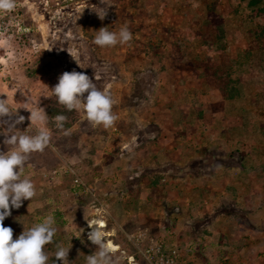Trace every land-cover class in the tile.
<instances>
[{"label":"rangeland","instance_id":"rangeland-1","mask_svg":"<svg viewBox=\"0 0 264 264\" xmlns=\"http://www.w3.org/2000/svg\"><path fill=\"white\" fill-rule=\"evenodd\" d=\"M251 1L17 0L11 12L0 13V20L9 25V31L0 34V99L7 100L12 115L17 112L13 122L24 117L16 134L35 136L46 126L51 137L43 152L29 155L21 171V179L34 183L36 195L19 209H11L4 220V226L13 229V240L52 216L57 231L44 248L47 264H62L55 261L57 245L70 248L69 264H86V256L96 246L86 234L91 220L79 222V217H105L111 210L99 189L110 186L115 192L111 195L118 198L127 193L114 187L119 174L124 183L138 171L130 166L140 158L129 154L142 145L134 135L144 129L130 125V108H144L139 115L143 121L163 123L167 108L162 112L161 107L158 116L155 109L152 115L148 110L152 104L159 109L154 104L157 98L161 104L180 103L169 108L175 122L183 114H195L191 126L195 132L186 137L184 131L170 129L168 144H179L178 149L190 158L188 165L200 173L199 178H186L212 186L200 196V220L182 222L173 239L141 230L129 239L137 248L145 242V248L163 244L167 253L177 249L180 264H264V0H255L263 9L260 16L254 14L257 8L250 6ZM124 25L133 35L129 44L100 48L93 43L100 28L118 33ZM72 71L88 75L98 90L110 95L112 112L121 111L126 121L120 124L121 137H106L111 128L94 127L82 110L69 112L56 103L50 90L64 72ZM155 81L164 89L160 94ZM167 81L175 83L173 90L161 85ZM232 88L237 92L229 97ZM39 107L47 115L46 125L31 124L29 119ZM58 114L67 117L63 130L52 119ZM4 139L0 135V152L11 148ZM150 151L144 149V161ZM104 153L113 160L125 159L122 164L115 162L109 172L103 168ZM140 172L143 181L157 185L172 176L153 174L149 168ZM74 201L81 204L79 213ZM221 214L229 221L215 226L213 218ZM93 222L107 245L111 241L119 247L117 263L142 259L140 264H147L140 247L135 258L119 252L123 232L109 237L104 218Z\"/></svg>","mask_w":264,"mask_h":264},{"label":"crops","instance_id":"crops-1","mask_svg":"<svg viewBox=\"0 0 264 264\" xmlns=\"http://www.w3.org/2000/svg\"><path fill=\"white\" fill-rule=\"evenodd\" d=\"M157 82L155 81V84ZM172 81H167V84L162 86L166 87V91H171V89H174ZM158 86V83L157 85ZM157 93H161V91H164L163 87L158 86ZM155 89V88H154ZM172 89V90H173ZM152 96V95H151ZM161 99L155 98L154 104L157 103L159 106V109L157 107H153V104L150 105L151 115L156 112V116L161 114L163 112V109L166 110L168 113H164L166 121L164 120L163 123L161 121H149L146 120L143 121L142 117L139 115L140 109H142V112L145 111L144 108L135 107L132 111L131 110V116L133 117V120L131 119L130 125H134L138 128V125L143 126V131H140V134L134 135V137H140V147H136V149L133 151V154H129V157L132 158H140V162L135 161L134 165L130 166V170H138L135 172L134 178L128 177L124 183L121 181L120 178L123 175H118L114 172V174H117L119 176V184L116 185V188L114 187V190L118 189V191H127L129 194V197L127 193L122 197L118 198V195L112 196L111 194L115 192H111L110 186H105L102 189H99L100 192H103L105 194L104 196L107 197V202H109V205L111 207V210H108L106 212V216H101L100 218H92L84 219L83 217H79V222H85L90 221V227H92V222L95 221L98 222L99 219L104 218L105 222L107 223V229L105 230L108 232L109 237H117L116 235L120 232H123V240L120 241L118 245H120L121 251H119L121 254L129 255V257H132L134 255H138V251H140V248H145V242L139 243V247L137 248L132 241L129 239V237L138 231H148L150 235L153 234H159L160 236L168 237L169 239H173V234H178L181 232V223L186 221V224H190L191 222H198L200 219L198 216H201L202 210L200 208V196L205 195V190L208 191L211 184L209 182L205 181H199L194 183V179H190V176H193L194 178H199L200 173H197L198 170H196V167L192 169V166H189L190 158L186 153H182L178 149V145H175L174 141L172 144H168L171 137L170 129L172 131L178 130L184 131L186 133V137H189L192 135V133L195 132V129H193V117L195 118V114H192L190 116L184 114L181 116L182 118H179V122H175L174 119V113L173 111H169L170 107H174L175 105L177 107H180V103H165L161 104L159 101ZM162 108V112L160 108ZM129 109V108H128ZM144 109V110H143ZM155 109V110H154ZM173 109V108H172ZM127 113V109L125 110ZM159 112V113H158ZM198 113V112H197ZM113 114L116 115L117 119L111 129H108V133L106 137H121L122 134V128L120 126L121 122H126L121 111L113 112ZM200 114V113H199ZM147 115V114H144ZM198 115V114H197ZM171 120H170V118ZM176 118V117H175ZM198 118V117H197ZM200 119V118H198ZM170 120V122H169ZM147 121V122H146ZM155 122V123H154ZM176 124V125H175ZM148 127V128H146ZM135 128V127H134ZM135 128V130H138ZM146 128V129H145ZM193 129V130H192ZM118 131V134H114L113 132ZM157 137L156 139H154ZM165 137V138H164ZM154 139V140H153ZM180 140V139H179ZM178 140V141H179ZM172 142V141H171ZM139 146V145H138ZM138 149V150H137ZM144 149L148 151H155L152 153L150 151L147 161H144ZM156 149V150H154ZM111 149H108L110 151ZM107 155L106 158H104L107 162L106 166H103V168L110 172L113 168H115L116 163H121L125 159L121 160H113V156L110 155V153H104ZM156 155L155 159L151 157V155ZM125 157V156H123ZM161 158V159H160ZM125 162V161H124ZM114 163V164H113ZM112 164V165H111ZM111 165V166H110ZM196 165V164H195ZM110 166V169L107 168ZM166 166V167H165ZM165 167V168H163ZM152 169V171H155L153 174H161L168 173L172 176L167 177L168 181L166 184H156L154 181H143L142 178V169ZM129 170V171H130ZM130 171V172H131ZM186 175H190L189 178H186ZM115 177V175H113ZM152 178V177H151ZM134 179V181H133ZM129 181V182H128ZM133 181V182H132ZM121 182V183H120ZM128 182V183H126ZM134 192V194L132 193ZM198 196V197H197ZM79 202L74 201V210L75 212H80L82 209L80 206L81 204H78ZM108 205V206H109ZM175 208H178V212L175 210ZM223 214L219 215L218 217H214L213 221L216 223L215 226H217V223H220L222 221L228 222V217L226 219H223ZM167 224H164L166 223ZM180 223V224H179ZM197 224H195L196 226ZM85 225L83 224L82 227ZM97 226V225H95ZM95 226L93 228H95ZM146 227V228H145ZM192 227V226H189ZM194 227V226H193ZM228 230V229H227ZM91 231V229L87 232ZM198 231V227H197ZM218 231V230H217ZM221 234L226 233V230H220ZM228 233V232H227ZM180 234V233H179ZM194 243L189 244L192 246ZM139 249V250H138ZM136 251V252H133ZM118 253L114 252L111 253L113 264H125L117 263L120 262V259L114 258L115 255ZM187 257V256H186ZM135 258V256H134ZM133 258V259H134ZM189 258V257H187ZM142 260V259H141ZM140 260V261H141ZM191 260V259H189ZM140 261L134 260L133 264H140ZM187 264V261H185ZM129 264H132L129 262Z\"/></svg>","mask_w":264,"mask_h":264},{"label":"clouds","instance_id":"clouds-1","mask_svg":"<svg viewBox=\"0 0 264 264\" xmlns=\"http://www.w3.org/2000/svg\"><path fill=\"white\" fill-rule=\"evenodd\" d=\"M16 4L17 0H0V13L11 12ZM106 15L107 11L99 18L103 20ZM96 33L93 43L100 48L129 44L133 39L127 25L122 26L118 33L109 31L108 27H102ZM76 63L78 64L77 61ZM50 91L55 96L57 104L69 112L82 110L85 118L94 127L110 128L117 119L112 112L113 100L110 95L98 90L93 80L82 72H64ZM14 116H17V112L12 115L7 100L0 99V129L3 130L0 131V135L5 136L3 143L11 146L7 152H0V264H47L49 258L44 248L53 242L57 231L52 216L24 230L15 240H13V229L3 224L11 215V209H19L23 201H31L36 195L34 183L27 178L21 179V171L29 155L43 152L51 139L46 126L38 129L35 136L16 134L21 132L17 130L16 125L22 124L24 117L18 116L13 122L11 118ZM5 117L8 119L6 120ZM29 119L31 124L33 122L47 124V115L40 107L30 112ZM52 119L57 129H64L67 121L65 115L58 114ZM5 132L8 134L5 135ZM88 224L90 225V222ZM90 229L88 240L96 246V250L86 256V264H113L111 249L105 242L103 233L98 228L90 227ZM69 250L70 248L66 250L57 245L55 261L69 264Z\"/></svg>","mask_w":264,"mask_h":264},{"label":"built area","instance_id":"built-area-1","mask_svg":"<svg viewBox=\"0 0 264 264\" xmlns=\"http://www.w3.org/2000/svg\"><path fill=\"white\" fill-rule=\"evenodd\" d=\"M3 30L9 31V25L0 20V34ZM165 249L166 247L163 244H155L144 248L141 252L147 264H180L179 251L171 249L167 253Z\"/></svg>","mask_w":264,"mask_h":264},{"label":"trees","instance_id":"trees-1","mask_svg":"<svg viewBox=\"0 0 264 264\" xmlns=\"http://www.w3.org/2000/svg\"><path fill=\"white\" fill-rule=\"evenodd\" d=\"M250 6L257 8L258 7V1H255V0L251 1ZM254 14L257 16H260L261 14H263V9H261V8L255 9ZM209 18L211 19V18H213V16L210 14ZM219 38H221V37H219ZM230 92L231 93H229V97H233V94H236L235 92H237V91L234 88H232V90H230Z\"/></svg>","mask_w":264,"mask_h":264},{"label":"bare ground","instance_id":"bare-ground-1","mask_svg":"<svg viewBox=\"0 0 264 264\" xmlns=\"http://www.w3.org/2000/svg\"><path fill=\"white\" fill-rule=\"evenodd\" d=\"M108 247L111 249V252H117L119 250V247L117 245H114L113 242L109 241Z\"/></svg>","mask_w":264,"mask_h":264},{"label":"water","instance_id":"water-1","mask_svg":"<svg viewBox=\"0 0 264 264\" xmlns=\"http://www.w3.org/2000/svg\"><path fill=\"white\" fill-rule=\"evenodd\" d=\"M131 260H133V258H131Z\"/></svg>","mask_w":264,"mask_h":264}]
</instances>
